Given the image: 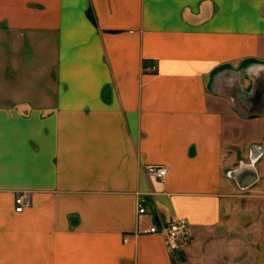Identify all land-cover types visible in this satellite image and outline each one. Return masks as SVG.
I'll return each mask as SVG.
<instances>
[{"label":"crops","instance_id":"obj_1","mask_svg":"<svg viewBox=\"0 0 264 264\" xmlns=\"http://www.w3.org/2000/svg\"><path fill=\"white\" fill-rule=\"evenodd\" d=\"M252 160L264 0H0V264H256Z\"/></svg>","mask_w":264,"mask_h":264},{"label":"built area","instance_id":"obj_2","mask_svg":"<svg viewBox=\"0 0 264 264\" xmlns=\"http://www.w3.org/2000/svg\"><path fill=\"white\" fill-rule=\"evenodd\" d=\"M155 70V68H153ZM148 174L157 179H163L166 176V170L162 167H149L147 170ZM25 196H19L15 200V212L23 213L28 207L29 204L26 201ZM140 214H145L146 210L143 207L139 208ZM150 233L159 234L162 233L166 236V242H174L181 240L184 242H189L191 239L190 235V226L187 221L179 220L165 224L163 226H154L150 229Z\"/></svg>","mask_w":264,"mask_h":264},{"label":"rangeland","instance_id":"obj_3","mask_svg":"<svg viewBox=\"0 0 264 264\" xmlns=\"http://www.w3.org/2000/svg\"><path fill=\"white\" fill-rule=\"evenodd\" d=\"M156 67H152V69ZM154 70V69H153ZM155 71V70H154ZM256 188H259L258 184H256L255 186L251 187L250 189L248 190H245V191H239V194L240 195H248V196H254L255 198H257L258 202L256 203H253L252 205L254 206H257V208H260L261 207V212H262V218L261 216H259V214H257L256 216V213H250L248 215H246V221H245V224L249 227H262L263 228V232H262V248L261 249H258L257 252H255V255H256V259H257V263L256 264H264V197H256L255 194H260V192L258 190H256ZM263 196H264V192L262 193ZM249 238L250 241H253L251 236L250 237H247ZM250 258L253 257V255L250 254L249 256ZM253 259V258H252ZM249 260V258H248ZM249 264V263H248Z\"/></svg>","mask_w":264,"mask_h":264},{"label":"water","instance_id":"obj_4","mask_svg":"<svg viewBox=\"0 0 264 264\" xmlns=\"http://www.w3.org/2000/svg\"><path fill=\"white\" fill-rule=\"evenodd\" d=\"M251 162L249 165L242 163L238 170L230 173V177L237 182L242 190L252 187L258 180L255 170V160Z\"/></svg>","mask_w":264,"mask_h":264}]
</instances>
